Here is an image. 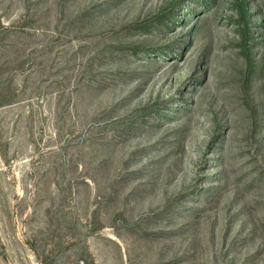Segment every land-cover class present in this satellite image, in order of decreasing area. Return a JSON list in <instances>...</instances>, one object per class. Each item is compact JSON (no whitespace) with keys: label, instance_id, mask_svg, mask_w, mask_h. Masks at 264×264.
<instances>
[{"label":"rangeland","instance_id":"obj_1","mask_svg":"<svg viewBox=\"0 0 264 264\" xmlns=\"http://www.w3.org/2000/svg\"><path fill=\"white\" fill-rule=\"evenodd\" d=\"M0 264H264V0H0Z\"/></svg>","mask_w":264,"mask_h":264}]
</instances>
